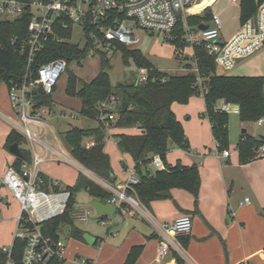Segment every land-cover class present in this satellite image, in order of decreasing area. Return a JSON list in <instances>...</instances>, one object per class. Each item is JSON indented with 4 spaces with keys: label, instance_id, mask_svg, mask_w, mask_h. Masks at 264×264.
Here are the masks:
<instances>
[{
    "label": "trees",
    "instance_id": "trees-1",
    "mask_svg": "<svg viewBox=\"0 0 264 264\" xmlns=\"http://www.w3.org/2000/svg\"><path fill=\"white\" fill-rule=\"evenodd\" d=\"M261 0H240V21L245 24L256 14ZM211 12L205 15L189 16L187 24L181 18L168 42L176 49L178 57L182 59L185 47L190 46L186 39V25L199 26L204 21L211 20ZM29 17L24 16L14 21H0V80L10 88L12 83L21 84L27 72V50H21V45L28 35ZM93 26L87 24V32L93 30ZM57 33L64 41L58 42L50 39L47 47L42 51L32 64V78L37 75V69L43 63L65 59L67 67L66 93L71 97H77L82 102L80 115L89 119H95L99 115V103L111 95L118 97V118L114 122L106 123L98 121L97 127L80 128L72 126L65 133L71 155L88 170L94 172L100 178L113 181L114 171L109 154L104 150L107 139V128H139V134H118L117 146L122 153L129 154L135 162L138 182L128 193L136 195L142 203L149 205L155 200L172 198L171 190L181 188L190 192L197 203L201 185L200 171L197 165L185 166L177 163L171 166L167 162L169 150L176 146L190 150V144L185 134L184 127L172 109L174 103L188 104L194 96L203 95L206 101V111L211 122L213 136L217 142L218 150L229 146L228 119L229 113L216 110L214 105L220 100L233 103L240 107V116L244 121H259L264 118V76H239L218 72L216 55H212L201 46H194V55L185 59L194 61L196 70L183 75H170L157 69L149 59L139 50L115 43V52L120 50L125 63L133 59L138 67L149 69V79L145 83L119 82L113 86L107 69L110 66V57L107 52L100 53L101 69L98 75L91 81H86L71 69L73 63L83 66L88 59L90 43L81 45L73 40V30L58 28ZM17 37L18 42L12 44ZM191 68V67H190ZM165 77L166 81L161 78ZM56 87L53 90L55 92ZM35 100L38 105L55 106L53 93L46 94L41 89L35 90ZM124 102H128L125 109ZM94 141V145L87 147V139ZM18 142L26 143L25 138L16 130H12L6 142L10 145ZM264 145L262 139L245 137L238 143L240 161L247 163L258 157V151ZM22 157H17L13 166L20 170L24 162L32 161L31 152L22 149ZM160 157L163 168L151 173L148 166L156 157ZM264 157V155H263ZM42 182L40 187L46 191H60L59 186H51V180L40 173ZM70 192V198L65 212L62 215L43 222V232L46 237L57 240L59 232L64 224L74 225L76 212L75 195L81 190L103 202L109 201L113 193L97 184L84 174H79L74 186L66 189ZM119 211V210H118ZM84 232L76 227L72 228V237L84 240ZM178 237H184L183 235ZM24 249L23 242H17L15 256L20 263V256ZM143 246L133 247L125 264H135ZM177 264H184L183 259L173 251ZM4 254L0 250V264ZM48 264H63L59 258H54Z\"/></svg>",
    "mask_w": 264,
    "mask_h": 264
},
{
    "label": "built area",
    "instance_id": "built-area-1",
    "mask_svg": "<svg viewBox=\"0 0 264 264\" xmlns=\"http://www.w3.org/2000/svg\"><path fill=\"white\" fill-rule=\"evenodd\" d=\"M215 0H210L209 3ZM240 2V0H231ZM208 4L203 0H0V21H14L18 18L29 17L28 35L21 45V50H27V72L24 81L12 83L9 88V98L17 118H8L13 128L27 140L33 151L32 161L24 162L21 169L10 165L1 178L2 187L7 189L19 202L20 212L16 216V230L13 241L0 247L4 254L1 264H48L54 258H59L63 264L67 261L65 255L66 242L62 239H50L43 232V222L62 215L70 198L67 190L46 191L40 187L43 181L40 166L46 157L38 153V146L48 148L43 143L42 134L34 126L44 125V117L50 115L51 107L38 105L35 100V90L41 89L46 94L53 93L59 79L67 71L68 63L65 59H56L43 63L37 69V75L32 78V64L36 57L44 51L50 39L64 41L57 33L58 28L73 30V35L79 33L81 45L90 43L88 58L100 55L102 52H115V43H122L130 47L140 41L137 31L162 35V41H168L179 23L180 18L186 22L189 16L204 14L208 11ZM203 5V6H202ZM202 8V9H201ZM211 12V11H208ZM208 28L201 30L198 26L192 28L186 25L185 39L190 46H201L212 55H216L218 62L226 63L241 56H247L264 45V0L258 4L256 14L244 24V31H240L231 41L221 39L222 20L219 14L211 12ZM206 24L205 22H203ZM90 24L93 30L87 32ZM79 41V42H78ZM18 38L12 40L17 43ZM182 53V51H179ZM226 53V54H225ZM225 54V55H223ZM149 79V69L139 67L137 83H145ZM166 81L165 77L161 78ZM119 99L111 95L99 103L97 121L114 122L118 118ZM216 110L227 113L240 114V107L221 100V104L214 105ZM75 119V115L71 114ZM264 118L259 119L262 124ZM95 143L87 142L89 148ZM264 152V145L261 147ZM61 160L72 163L69 157L57 153ZM218 155L227 157L230 150L223 149ZM162 165L160 157L154 161ZM85 172H88L84 169ZM134 172V170H131ZM93 176V175H92ZM96 179V178H94ZM104 188L113 193L109 199L116 206V210L126 212H144L143 203L128 189L138 182L135 173H131L127 182L120 187L96 179ZM58 185L55 183L53 186ZM245 203H250L246 198ZM92 210H84L78 217L86 219ZM102 222L107 217L98 216ZM113 225V220L110 221ZM192 217L182 215L172 223L158 226L160 231L157 261L164 262L173 249L178 250L176 239L181 235H189L192 230ZM17 242L24 243L20 256V263L15 256ZM71 264H98L97 259L85 256L70 258ZM171 264V263H165ZM249 264V263H246Z\"/></svg>",
    "mask_w": 264,
    "mask_h": 264
},
{
    "label": "crops",
    "instance_id": "crops-1",
    "mask_svg": "<svg viewBox=\"0 0 264 264\" xmlns=\"http://www.w3.org/2000/svg\"><path fill=\"white\" fill-rule=\"evenodd\" d=\"M203 1V5L210 2V0ZM217 2L218 0L209 3L208 11H211ZM204 22L206 24L210 23V21ZM238 33L239 32L232 38ZM222 38L223 35H221V39ZM182 52L184 53V50ZM185 57L189 58L191 54H185ZM234 60H241V58H235ZM234 60L232 59L226 63H222L223 66L218 65V72L231 75L227 73V67H231ZM221 67L223 68L221 69ZM236 70L238 71H235L236 73L232 75L264 76V48L253 56H250L245 64ZM194 97H192L190 101H193ZM186 105L187 104L174 103L172 109L184 127L185 134L190 144V150H185L176 146L172 147L167 154V162L171 166H175L179 162L188 167L194 165L198 166L201 185L197 203L190 192L181 188H173L171 190L172 198L155 200L148 206L143 203L144 212L142 213L138 211L134 213L126 212L125 210H116L114 216L103 214V217L115 218L117 214L121 217L120 220H117L118 223L114 222L113 224L115 230L111 232V234H113L114 238L108 246V252H104L108 237L104 240V238L93 235L85 230H82L84 235L88 234L95 238L93 243L88 242L85 238L84 240H79L72 237V228L76 227L74 221V225H70L71 228L68 230V238L78 241L80 243L78 248L89 255L76 251V254L74 252H68V257L72 258L75 255H82L97 259L98 264H110L113 263V260H116L115 264H125L132 248L143 246L135 264H177L176 256L173 254V251L177 252L183 259L184 264H264V152L261 150L262 146L258 151V157L247 163H242L240 161L238 144L234 146L232 150H230L229 146L226 148L230 150L229 156L223 157L218 155L220 150H218L217 142L213 136L210 119L206 124L201 119L199 126L191 124L189 122V117H186L184 120L183 114L185 113L186 107H188ZM55 109L56 106H53L50 115L48 114L44 117V125L34 126L36 131L42 134L43 143H46L48 146L47 149L38 146L37 150L39 154L46 157L45 161L40 166V170L41 173L51 180V186L58 183L57 186H59L60 190L62 189V185L59 182H54V177L51 174V172L55 170V163L65 162L61 160L57 153H61L72 159V163L79 169V172H76V181L74 185L80 173H85V176L93 180L94 178H91V174L102 182L111 184L117 188L123 186L127 182L131 173L136 174L134 160L129 154L122 153L118 149L116 135L122 133L132 135L139 134L141 132L139 128L112 127L107 131L108 136L105 141L104 150L107 153L106 144L112 138L119 151V157L121 156V165L124 166L122 172H119L113 165V161H111L114 171V179L111 181L100 178L73 158L64 138L66 131L75 125L68 123V130L60 132L61 117L65 116L67 113L62 109L60 112L57 111V113ZM8 118L15 119L17 118V114L11 106L8 85L0 80V119L11 128L10 132L9 130L7 131V134L8 132L11 133L14 129L8 121ZM75 119L84 123L87 121L86 119L89 118L83 117L80 113L78 114L76 112ZM95 124L96 125L93 127H97L99 122L96 120ZM263 125L264 121L262 124L258 123L259 127ZM82 127L90 128V126ZM261 135L264 134L254 132L250 134L246 130V132L243 131L242 139L245 137L261 139ZM7 136H9V134ZM92 141L93 140L88 142ZM23 144L27 145L26 149L33 155V151L31 150V146H28L29 143L27 140L26 143ZM19 145L21 147L22 144L19 143ZM14 156L16 160L17 156ZM15 160L8 163L7 169L10 165H13ZM161 168H163V164L160 166L157 165L156 171ZM84 169L88 172H85ZM131 170H134V172H131ZM150 172L153 173L152 171ZM93 181L103 187L96 179ZM67 187L70 186L68 185ZM3 190L10 194L7 189L2 187L0 191ZM86 192L88 194L87 204L89 205L91 200L97 198L92 197L88 191ZM246 198L250 199V203H245ZM108 202L109 201H106L105 203ZM93 210L91 214H95V216H97L96 218H98L99 215L96 213V210L94 208ZM76 212L83 213V210L80 207H76ZM182 215H190L192 217L193 225L191 233L189 235H183L184 237L181 238L178 237L176 243L179 249H173L164 262H158L157 249L160 239L158 226H162V224L165 223H172ZM115 224H118V228H116ZM62 232L61 227L58 239L64 240L61 238ZM89 245H97L98 250L90 248Z\"/></svg>",
    "mask_w": 264,
    "mask_h": 264
},
{
    "label": "rangeland",
    "instance_id": "rangeland-1",
    "mask_svg": "<svg viewBox=\"0 0 264 264\" xmlns=\"http://www.w3.org/2000/svg\"><path fill=\"white\" fill-rule=\"evenodd\" d=\"M211 12L217 13L221 17V32L223 35V41L231 43V41L233 40L232 37L237 32H240L242 30L244 31V24H241L240 21V3H233L231 0H218V2L211 9ZM205 14L206 13L202 15ZM250 19H252V17ZM191 27L194 28V26ZM79 33L75 34V41L78 40ZM137 34L140 37V41L130 47L139 49L160 71L166 72L170 75H183L187 74L191 70H196V64L194 63V61H189L184 57L185 54H191V56L194 55V48L192 46H188L189 48H184V53L182 54L184 59H182L181 57H178L176 49L171 42L162 41V35L159 36L157 34H152L150 32L140 30L137 31ZM263 46L250 55L239 57L241 58V60H234L233 65L231 67H227V73L231 75L236 73L235 71H238L236 69L242 67L248 60V58L264 48ZM109 57L110 66L107 71L109 72L110 80L113 86L117 85L119 82L131 83L139 78V67L135 64L133 59H129V62L125 63L122 57V52L120 50L109 53ZM216 61L219 66H223L222 62H218V60ZM70 68L73 69L76 74L82 77L84 80L91 81L100 72L101 57L100 55L89 57L85 62H83V66H79L77 65V63H73ZM222 68L223 67H221V69ZM67 80L68 74L66 71L59 79L56 90L53 93V98L55 99L56 106L55 111L60 112V110L62 109L67 113L65 116L61 117V126L59 127V131L62 132L68 130V123H72L73 125L80 128H83L82 126H90V128H93V126L96 125V120L86 119L87 121L82 123V121L79 122L78 120L71 118V114L75 115L76 112L79 114V110L81 109V101L79 98L71 97L66 93ZM217 104H221V100L218 101ZM186 106L188 107H186L185 113L183 114L184 120L186 119V117H189V122L195 126H199L201 119L205 124L209 120L206 111V101L203 95L195 96L194 100L190 101ZM112 127L114 126H109L107 128V131ZM8 130L10 132V126L0 119V179L4 176L7 170L8 163L15 160V156L9 151L6 146L8 137L7 135L10 134L9 132L7 134ZM243 130H247L250 134L253 132L264 134V125L262 127H259L258 121H244L242 120L240 115L229 113L228 132L230 150H232L234 146H237V144L243 138ZM87 141H91V139L88 138ZM26 146V144H22L21 148L26 149ZM28 146L30 147V144ZM106 147L107 153L109 154L111 161H113V165L119 172H122L124 166L121 165V156L119 157V151L112 138L109 140V142H107ZM156 166L157 164L151 162L148 167L149 170L154 173L156 171ZM54 168L55 170L54 172H51V174L54 177V182H59L62 185L61 190H66L68 188V185H74L76 181V172H79V169L75 167V164L68 162L55 163ZM90 176L91 178H96L91 174ZM1 189L2 184L0 181V190ZM75 200L77 202L76 207L82 208L83 211L88 209L94 211L93 208L87 204L88 194L86 191L81 190L77 192L75 195ZM19 212V202L13 197V195L4 190L0 191V247L4 245L9 246L12 243V235L16 230L15 217L19 214ZM80 214L81 212H75V226L81 230L90 232L93 235L102 237L104 238V240L108 237L104 251L108 252V246L114 238L111 232H114L115 230V226L110 225V221L113 220V224L114 222L118 223L117 220H120V215L117 214L115 218L107 217V219H105L106 222H102L101 220L96 218L97 216H95V214H90L86 219H80L78 217ZM70 228L71 227L68 224H64L62 226L63 232L61 234V238H63L67 244L65 255L67 256L68 252H74L76 254V251L82 254L89 255L88 253H85L78 248L80 244L78 241L68 238V230H70ZM116 228H118V224L116 225ZM90 248L98 250L97 245L90 246ZM67 258L68 259L65 264H71L70 257L67 256ZM115 263L116 260H113V263L110 264Z\"/></svg>",
    "mask_w": 264,
    "mask_h": 264
},
{
    "label": "water",
    "instance_id": "water-1",
    "mask_svg": "<svg viewBox=\"0 0 264 264\" xmlns=\"http://www.w3.org/2000/svg\"><path fill=\"white\" fill-rule=\"evenodd\" d=\"M198 28L201 29V30H204V29L208 28V25L204 24V23H201L198 26ZM123 106L126 109L127 106H128V102H124ZM243 131L246 132V130H243ZM260 138L264 141V135H261ZM9 150L14 155H16L17 157H22V155H23L22 154V149H21V147H20L18 142H15V143L11 144L10 147H9ZM89 205L92 206L96 210V213L98 215L106 214V215L114 216V214L116 212V206L113 203H110V202L105 203V202H102V201H100L98 199H93V200H91L89 202ZM84 238L90 243H93L94 239H95L91 235H88V234H85Z\"/></svg>",
    "mask_w": 264,
    "mask_h": 264
}]
</instances>
